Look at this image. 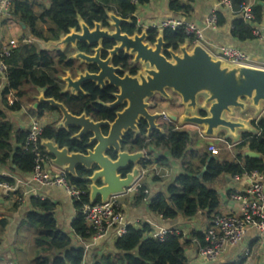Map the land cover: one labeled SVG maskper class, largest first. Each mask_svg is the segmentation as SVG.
Masks as SVG:
<instances>
[{
    "label": "trees",
    "instance_id": "16d2710c",
    "mask_svg": "<svg viewBox=\"0 0 264 264\" xmlns=\"http://www.w3.org/2000/svg\"><path fill=\"white\" fill-rule=\"evenodd\" d=\"M150 0H47L48 7L36 17L31 11V4L26 2H12L11 16L20 22L27 32L30 42L21 44L6 60V85L1 92V105L11 112L21 109L24 93L29 88L44 90L45 98L53 99L61 104L74 116L85 114L94 121L110 118L111 112L104 110L96 100L109 102L111 99L107 91H101L93 86H85V95L75 97L61 93L55 74L56 64L64 63L66 52H42L34 41L55 42L61 36L77 29V20L80 18L87 26L92 28L94 23L105 26L106 13L112 12L122 19H128L131 24L122 26L123 32L132 34L136 27L134 14L137 6L145 5ZM180 1L191 4L193 0H171L170 10L174 13L188 14L190 6H181ZM230 2L234 13L245 5L244 0H227ZM264 4V0H259ZM262 7L255 4L253 7L254 22H259ZM217 15V25L222 23V15ZM231 35L240 42L253 40L254 27L251 23L244 22L239 15L234 16L231 23ZM149 42H153L157 31L149 29ZM163 40L167 48L177 50L185 42L193 43L192 37H187L182 30L165 29L162 31ZM78 51L90 54L85 46H78ZM66 67L70 62H65ZM10 93L12 103L7 100ZM30 98V96H29ZM44 110L54 111L46 105H39L35 110L42 114ZM112 111V110H110ZM200 116H203L200 113ZM254 133H242L240 140L233 146L238 152L233 159L226 160L221 156L225 153L218 152L211 155L203 150H191V136L182 129L174 126L162 128V134H154L148 138L147 146H152L156 151L166 152L172 160L180 161L183 173L177 176L164 193L156 194L147 200L146 191L137 189V201L145 200L149 213L160 216L163 220H174L178 216L193 218L198 214L208 218L213 214L219 203L216 192L211 188L212 183L220 176L242 177L252 172L264 173V112L250 122ZM145 126H141L140 133H144ZM76 133L75 129L69 131L56 130L51 123L43 128L41 140H50L60 149L67 148L69 152L82 153L85 149V140L71 141L70 137ZM26 133L13 132V128L5 121L0 110V161L10 160L15 171L22 175L29 174L34 166V155L23 148ZM225 145H232L230 140H225ZM141 147H138L140 150ZM249 150L259 155L258 159L245 157L242 150ZM41 150V149H40ZM225 152V151H224ZM163 152H160L162 155ZM165 157L158 162L165 163ZM164 160V161H163ZM76 178L64 174L66 181L75 189L81 191L79 201L73 202L77 216L71 224L75 236L88 240L90 234L80 215L83 205L88 204V186L86 177L90 174L83 169L76 170ZM10 183L8 179L0 178V183ZM31 209L26 213L24 223L33 233L31 247L34 251L32 264H81L83 249L75 248L73 239L58 228L54 219V206L48 201L31 199ZM151 228L144 224L139 228L129 226L126 232L114 242V254L101 256L96 264H189L184 254L186 243L178 235H166L163 240L148 237ZM193 238L200 247L205 245L204 234H193Z\"/></svg>",
    "mask_w": 264,
    "mask_h": 264
},
{
    "label": "water",
    "instance_id": "95a60500",
    "mask_svg": "<svg viewBox=\"0 0 264 264\" xmlns=\"http://www.w3.org/2000/svg\"><path fill=\"white\" fill-rule=\"evenodd\" d=\"M106 17L105 26L94 23L90 28L78 18L77 29L69 30L58 41H34L42 52H64L69 48L74 53L72 60L94 66L99 71L97 74L86 71L77 73L75 78L66 73L65 77L59 79L65 85L62 94L85 95V84L91 83L96 88L103 89L107 82L116 93L112 96L113 103L105 107L117 109L125 105L123 110L115 114L112 123L93 122L85 114L72 115L63 104L45 98L44 90H37L34 110L39 105H46L58 112L60 120L55 129H75L77 133L70 137L71 141L87 138L84 146L91 149H87L85 153L60 149L50 140H41L40 145L56 170L72 178L77 177L78 168L90 174L86 177L89 183V204L98 201L105 203L110 197L122 196L140 179L141 170L136 165L143 160V153L121 152L120 143L129 133H138L139 122L145 125L148 138L163 133L158 124L159 119L164 121L163 115L154 111L156 109L149 104L155 97L171 102V95L176 96L179 99L176 108L182 110V113L167 114V122L175 124L177 129H200V135L207 140V145H211L221 132L225 133V140H231L233 145L239 142L240 134L255 132L250 122L235 120L234 115L235 112L243 115L251 110L256 119L263 114L264 69L228 65L200 44L189 49L188 42H185L177 50L167 48L162 31H158L154 41L149 42L150 28L128 36L122 34V26L131 24L130 20L122 19L112 12L106 13ZM105 43L115 45L111 50L105 51L108 57L101 61ZM78 46L87 47L91 55L78 51ZM118 53L133 57V62L142 66L143 70L135 77L125 75L120 79L114 76L113 73L118 70H113L108 64ZM102 130H106L105 135ZM109 151L116 153L114 161L106 156ZM245 157L258 159L259 155L247 152ZM128 165L133 166L132 170L122 176L121 172H125ZM92 166L97 170L91 171Z\"/></svg>",
    "mask_w": 264,
    "mask_h": 264
},
{
    "label": "crops",
    "instance_id": "0c3cea01",
    "mask_svg": "<svg viewBox=\"0 0 264 264\" xmlns=\"http://www.w3.org/2000/svg\"><path fill=\"white\" fill-rule=\"evenodd\" d=\"M13 1L31 4V11L36 17L40 16L42 10L48 7L47 0ZM170 1L171 0H150L145 5L137 6L134 14L136 26L145 30L149 29L152 25H158L170 19L184 21L202 31L203 40L200 42V45L209 53L215 54L221 47L237 49L244 53L254 66L264 67L263 41H261L260 38H254L250 41L240 42L231 35V23L235 15L231 13L227 6L222 4L223 0H193L191 4L180 1L179 3L181 6H190V10L186 15L172 12L169 6ZM244 2L245 6L250 8L251 12L255 4L262 7L259 22H254L253 16L251 24L254 30L257 31L261 37H264V4L259 0H244ZM212 11H216V14L222 15L223 21L220 25H217L215 29H208L206 28V20ZM21 38L26 39L27 43L31 41L24 26L15 20V18L11 16V13L1 16L0 47L9 40L19 41ZM20 45L21 44L18 43V46ZM5 85L6 81L0 83V109L3 108L1 105V92L5 88ZM36 96H34V94H32L30 98L28 96L27 104L23 105L25 110L22 114L19 111L17 112L21 118L20 122L26 121V124L23 123L19 126L13 124V122L11 123V120H8L9 123L12 124L13 132L21 131L26 133L30 124L34 121L39 122L43 127L55 121L56 114L51 111L44 110L40 115L35 112L33 105ZM7 100L10 101L11 98L7 96ZM154 111L157 112V110ZM174 112L180 115L182 110ZM248 112H251L252 116L249 114L247 117L239 115L234 119L251 122V120L254 119V113L250 110H247V113ZM34 113L37 115H34ZM163 113H165L164 110ZM195 130H197L196 140L203 142L207 151V140L201 137L200 129ZM219 140L218 136L212 141V144L219 152L225 151L223 152L225 154L221 156L225 157L226 160L233 159L238 152L233 150V147L227 148V145L223 148L225 144L223 143L221 145L217 143ZM152 148L151 146V148L149 147L148 149V153L150 151L152 155L149 158L148 164L141 169L142 179L138 183V185L147 191V200L151 199L156 194L164 193L168 184L183 173V167L180 161L172 160L164 151H160L163 152L162 155L159 151L156 152L154 148L151 151ZM247 152L251 151L246 149L242 150L244 156ZM162 157L166 158L165 163L158 162L159 158L162 159ZM53 169L55 170L51 165L48 167V171L51 173L58 174L61 172L59 170L58 172H54ZM0 178L8 179L10 183L12 182L13 184L14 179L27 182L29 176L16 172L11 161L7 159L4 162L0 161ZM249 183L250 181L248 179L242 177L235 179L230 176H220L211 185V188L217 194L219 205L209 218L206 215L198 214L196 217L190 219L178 216L174 220H163L160 216L149 213L145 200L142 202L137 201L135 188L134 192L119 198L123 208V222L128 226L136 228L144 224L148 225L151 228V233L148 234V237L154 238L158 234L164 232H171L181 236L182 241L186 243L184 254L189 264H264V233H259L256 229H249L238 245L228 247L217 260L210 263L204 262L197 257V251L200 246L193 238V234H204L205 231L209 229V223L213 216L237 214L239 204L231 199V195L245 189ZM28 191L30 193L25 196L22 195V192ZM31 199L48 201L54 206V219L58 230L73 239V244L76 249H83V261L81 264H96L99 262L101 256L114 254L115 251L113 246L117 239L115 233L110 232L103 239L97 241L89 239L80 241L79 238L74 235L71 224L76 218L77 212L73 208V201L66 195L63 189L45 188L31 184L24 190L16 189V191H6L0 189V264H29L28 255L32 256V258L34 257V251L31 247L33 233L24 223L26 213L31 209ZM23 235L25 236V250L22 248L24 243L20 245L19 241L20 236L22 237ZM245 253L247 254L245 255Z\"/></svg>",
    "mask_w": 264,
    "mask_h": 264
},
{
    "label": "built area",
    "instance_id": "2783aa9c",
    "mask_svg": "<svg viewBox=\"0 0 264 264\" xmlns=\"http://www.w3.org/2000/svg\"><path fill=\"white\" fill-rule=\"evenodd\" d=\"M13 0H0V17L10 13ZM222 4L228 7L233 15H239L246 23L253 21V14L250 8L245 5L234 13L229 1L223 0ZM217 27L216 11H212L206 20V28L215 29ZM150 29L157 32L165 29L182 30L187 37L193 38L192 47L200 44L203 40L202 31L195 26L179 20H166L158 25H152ZM255 38H260L264 43V37H261L257 31H253ZM19 44H26L27 40L24 38L17 40H9L0 47V83L6 81L7 65L6 60L11 57ZM214 57L220 59L228 65L254 66L250 59L241 51L233 48L221 47ZM257 67V66H256ZM264 69V67H260ZM13 93L8 95L11 98L9 103H12ZM163 119L166 123V113H162ZM43 126L34 121L30 124L26 131V137L23 148L30 151L34 155V166L32 171L27 174L29 179L27 182L14 179L13 184L2 182L0 189L6 191H16L27 189L31 184L45 188H61L74 202L79 201L83 193L71 185L65 179L64 173L51 174L48 167L51 165L50 157L46 154L40 145V136L43 131ZM220 142L225 143V140ZM234 145H227V148H232ZM41 149V150H40ZM207 152L211 155H216V147L211 144L207 147ZM140 179L134 187L127 190L126 193L119 197H110L105 203L100 201L94 204H85L82 206L80 215L86 227L87 233L90 234L89 240L97 241L103 239L108 233H115L117 238L123 236L126 228L129 227L123 222V208L119 201L120 197L126 196L131 192L136 191L141 186L138 183L142 179V172L140 171ZM240 178V177H234ZM242 178L250 181L248 186L231 195V199L239 204L237 214L233 215H215L211 218L209 229L204 233L205 245L199 247L197 257L202 261L210 263L217 260L228 247L238 245L246 235L249 229H256L259 233H264V177L262 173L252 172L245 174ZM137 186V187H136ZM28 192H22V195H27ZM137 193V192H136ZM147 194V191L144 192ZM166 235H176L175 233H160L156 237L158 240H163ZM79 238V237H78ZM82 241L81 238H79ZM247 253H245L246 255ZM11 264V263H7Z\"/></svg>",
    "mask_w": 264,
    "mask_h": 264
},
{
    "label": "flooded vegetation",
    "instance_id": "af4514ba",
    "mask_svg": "<svg viewBox=\"0 0 264 264\" xmlns=\"http://www.w3.org/2000/svg\"><path fill=\"white\" fill-rule=\"evenodd\" d=\"M142 30L143 29H141V28L136 26L135 30H134V32L132 34H128L127 32H123V30H122V34H126L128 36H132L135 33L139 34ZM148 40H149V34H148ZM114 45L115 44H107V43L103 44L102 51H101V56H100L101 61H105L107 59L108 55L105 53V51L106 50H111L114 47ZM64 52H66L64 63H62L60 65L56 64L57 72L55 74L57 83L61 87V92L64 90L65 85H63V83L59 79L62 78V77H65L66 73H69L72 76V78H75L77 73H84L86 71L89 74H97L99 72L97 70V68L94 67V66H87V65L81 64L79 61L72 60L71 57L74 55V53L69 48H67ZM87 55H91V54H87ZM65 62H70V66L66 67L64 65ZM108 65L113 70H118V71L114 72L113 75L118 77V78H120V79L123 78L125 75L128 76V77H135L138 72H141L143 70L142 66H140L139 64H135L133 62V57H130V56H127V55H124V54H121V53L120 54L118 53L117 55L113 56L110 59ZM85 86H93L94 88H96L93 84L90 83V84H85L83 86V90H84ZM98 90L107 91L109 93V97L111 99L109 102H105V103L100 101V100H96V103L101 105V106H103L102 108L104 110L111 112L109 114V115H111L110 118H107V119H104V120H101V121H108V122L112 123L114 121L115 114L117 112L123 110L125 105H122V106L118 107L117 109L106 108L105 105L113 103L114 100H113L112 96L116 93V91L112 87H109L107 82H105L103 89H98ZM66 94H68L70 96L69 93H66ZM78 95H80V94H78ZM72 97H75V96H72ZM110 110H112V111H110ZM51 112H54L57 115H59L58 112H56V111H51ZM159 113H163V112H159ZM88 118L91 119L90 117H88ZM59 120L57 121V123L59 122ZM92 121L93 122H98V121H94V120H92ZM57 123H54L55 126H56ZM168 124H170V123H168ZM142 125H144V124L142 122H139V124L137 126L138 133H129L128 135L125 136L123 142L120 143V151L121 152L136 153V152L141 151L143 153V156H144L143 160L139 161L138 164L136 165L139 170L143 169L149 162V156H148L149 155V153H148L149 147H146L147 146V142H148V137H146V127L144 128V133H142V134L140 133ZM170 125L173 126V124H170ZM76 133H77V131H76ZM102 134L105 135L106 134V130L105 131L102 130ZM82 139L87 141L86 137L82 138ZM139 146L141 147L140 150H138ZM87 149H91V148H86L85 147V149L83 150L82 153H85V151ZM106 156L111 161H114L116 159V153H114L113 151L107 152ZM132 168H133V166L128 165L127 166V170L125 172H121V175L122 176L125 175V173L131 171ZM96 170H97V168L95 166H92L91 171H96Z\"/></svg>",
    "mask_w": 264,
    "mask_h": 264
},
{
    "label": "rangeland",
    "instance_id": "374dc122",
    "mask_svg": "<svg viewBox=\"0 0 264 264\" xmlns=\"http://www.w3.org/2000/svg\"><path fill=\"white\" fill-rule=\"evenodd\" d=\"M188 46H189V49L190 48H192V44L190 43H188ZM38 47V46H37ZM25 95H24V98L22 99V101H21V109H20V111L19 112H21V114H22V112L25 110V107H23V105L24 104H27V102H28V96H32V94H34V90L33 89H31V88H29L28 90H27V92H25L24 93ZM171 97H172V101L171 102H168V101H162V100H160V99H158L157 97H155V98H153L152 100H150L149 101V104H150V106L154 109H156L158 112H163V110L165 111V113L166 114H175V115H178V113H175L174 111H176L177 112V110H179V109H177L176 108V105H177V107H178V105H179V99L176 97V96H174V95H171ZM173 107H175V109H173ZM1 111H2V113H3V115H4V118H5V121H7L8 123H9V121L8 120H11V123L13 122V124H15V125H19V126H21L23 123H25L26 124V121L25 122H23V121H21L20 122V116L17 114V112H11L10 110H7L6 108H2V109H0ZM251 111V110H250ZM30 112H31V110H30ZM54 113V112H53ZM56 114V113H55ZM248 114L250 115V116H252L251 115V112H246L245 114H243V115H240L238 112H235V115H234V118L235 117H238L239 115L240 116H242V117H247L248 116ZM34 115H37V114H35L34 113ZM54 115V114H53ZM59 115H57L56 114V118H55V121L53 122H51V123H57V121L60 119V116L58 117ZM253 117H254V119H255V115L253 114ZM10 123V125L12 126V124ZM158 124H159V126H160V128L162 129H165V128H167V127H169V126H171L170 124H168V123H166V122H164V121H162L161 119H159L158 120ZM174 127H176V125H173ZM196 128H194V127H184L182 130L183 131H185V132H187V133H189V135L191 136V141H192V146L191 147H189V149H191V150H203L204 148H203V146H204V143L203 142H200V141H197L196 140V133H197V130H195ZM199 130V129H198ZM219 141L217 142V143H219V144H223V143H221L220 141L221 140H225L226 138H225V133H223V132H221L219 135ZM231 141V140H230ZM232 142V141H231ZM219 147V146H218ZM150 148H151V146H150ZM220 148V147H219ZM221 149L223 150V148L221 147ZM153 150V148L151 149V151ZM217 151H219V150H217ZM157 152V151H156ZM220 152H224V151H220ZM149 153H150V155H149V158L151 157V155H152V153L149 151ZM158 154V153H157ZM54 170V169H53ZM54 172H58V170H54ZM120 201V200H119ZM22 225H23V223H22ZM19 241H20V245L22 244V243H24L23 244V249L25 250L26 249V245H25V236L23 235L22 237L20 236V238H19ZM28 257H29V264H32V256H30V255H28Z\"/></svg>",
    "mask_w": 264,
    "mask_h": 264
}]
</instances>
